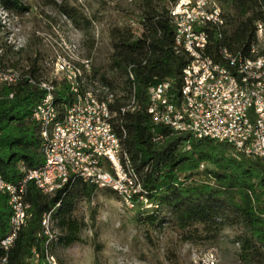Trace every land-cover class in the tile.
<instances>
[{
	"label": "trees",
	"instance_id": "trees-1",
	"mask_svg": "<svg viewBox=\"0 0 264 264\" xmlns=\"http://www.w3.org/2000/svg\"><path fill=\"white\" fill-rule=\"evenodd\" d=\"M178 1L133 0L139 13L127 12L125 18L135 20L138 29L130 26L133 23L114 27L108 64L111 80L103 74L98 77L92 68L85 76L86 88H95V83L113 95L109 105L112 127L136 173L140 195L151 205L129 222L150 230L170 226L181 242L193 245H215L224 232H231L237 264H264V166L259 160L237 155L227 144L195 140L189 134L157 126L147 113L149 90L154 86L169 83L171 102H179L181 74L193 63L174 49L171 10ZM213 1L220 8L223 25L207 30L204 55L214 62H223L222 49L249 56L256 42L255 25L264 27V0ZM51 5L78 29H87L95 19V15H86L63 1ZM0 10L16 18L28 9L23 0H0ZM0 50V67L23 71L16 84L0 87V177L16 185L26 171L44 162L33 116L44 94L38 85L49 78L39 58L20 59L24 48L13 51L0 37ZM257 50L258 56H264V36ZM67 89L61 83L54 92L60 116L71 101ZM99 191L118 197L112 189L86 184L79 178L71 179L52 196L27 183L23 201L29 207L12 247L8 251L0 248V264H29L34 255L44 261L45 250L55 259L54 247L79 243L85 225L74 213ZM138 197L134 195L132 202L141 205ZM46 213L51 214L53 224L47 249L48 237L41 227ZM11 215L8 195L0 194V241L9 231Z\"/></svg>",
	"mask_w": 264,
	"mask_h": 264
},
{
	"label": "rangeland",
	"instance_id": "rangeland-1",
	"mask_svg": "<svg viewBox=\"0 0 264 264\" xmlns=\"http://www.w3.org/2000/svg\"><path fill=\"white\" fill-rule=\"evenodd\" d=\"M62 1L86 15H95L91 26L78 29L61 16L51 2ZM132 1L23 0L28 10L9 19V26L0 29V33L6 36L14 32V47L24 48L20 59L39 58L47 69L49 81L56 79L60 83V75L55 72L58 57L78 66L87 62L98 77L103 74L110 81L108 64L113 52L114 27L133 23L129 25L138 29L135 20L125 18L127 12L139 13ZM143 203L127 207L116 195L97 192L89 204L81 203L74 213L85 225L80 233L81 241L68 248L54 247L55 261L58 264H237V248L231 243V232H224L215 245H193L181 242L170 226L157 230L132 226L129 222L132 216L151 208L147 202Z\"/></svg>",
	"mask_w": 264,
	"mask_h": 264
},
{
	"label": "bare ground",
	"instance_id": "bare-ground-1",
	"mask_svg": "<svg viewBox=\"0 0 264 264\" xmlns=\"http://www.w3.org/2000/svg\"><path fill=\"white\" fill-rule=\"evenodd\" d=\"M175 6V5H174ZM172 18L174 27V49L176 53H184L189 59L192 60L191 66H205L209 62V68H213V76H220V68L236 73L239 78V89H246L249 87L250 90H260L264 86V56H258L257 50V39L255 44L249 49V56H245L242 53L230 54L227 50H220L219 54L223 59V62H214L211 58L204 55L209 41L208 31L210 28H219L223 25L221 19V11L217 5H207V13L215 17H208V24L210 28H195L194 36H201V46L193 47L183 42L181 38L176 35L174 24L177 19L182 16V9L172 8ZM11 19L7 14L0 10V29H6L8 20ZM8 31V30H7ZM11 31V30H10ZM262 34L264 36V27L262 26ZM4 33H0L2 37ZM8 35V36H7ZM4 35V41L7 46H10L13 51H19L22 46L14 47V32ZM262 36V41H263ZM22 43V42H21ZM18 44V43H17ZM1 55V50H0ZM254 55V60H253ZM88 66L87 62L83 63L82 66L75 65L74 62L65 61L57 58L55 64V72L60 77V83H56V79L42 81L39 88L44 92L40 99L34 113L39 111H45L37 115L36 121L39 127L41 140H42V154H43V165L37 169L28 170L25 172L23 179L16 185L3 181L0 177L1 183H7V186H13V188L5 187L4 184H0V194L8 195V204L11 207L12 215L9 221V231L6 236L0 241V243H6L4 251H8L20 230L28 210V205L24 203L23 198L25 194V180L31 178V182L35 187L45 196H52L55 192L66 186L71 179H82L86 184H91L99 188L112 189L118 197L122 200L123 204L127 207H131L134 203L130 199V195L121 190V188H127L129 190H135L134 195H139L138 198L143 200L140 195V188L137 184L136 173L128 160L127 154L121 147L120 140L115 134L111 124L112 112L109 109V105L112 103V94L108 92L105 87L86 88L85 86V67ZM217 65L220 68H216ZM190 67V65L188 66ZM187 67V68H188ZM27 70V67L24 68ZM22 69H7L0 67V75L4 78H0V87L3 85H14L22 76ZM132 79L131 74L129 73ZM55 83V84H53ZM64 83L68 88V93L71 95V101L63 110L62 116L58 114L57 107L54 104V92L59 88L60 84ZM87 83V82H86ZM181 86H183V78L181 79ZM170 85L161 84L150 88L148 97V109L147 113L150 116L152 122L155 125L167 127L168 123L171 122V118H177L180 115V106L162 105V96H155L156 94L166 93L169 96ZM185 91L188 95L189 101L199 100V92L196 91V81L194 78H185ZM90 101L97 102V109L102 113L104 123L107 125L109 132H112L111 142V154L115 161V166L122 176H115V184L107 183V178L97 177L100 172L106 171V163L102 159H94L93 157H86L85 160H69L66 161V165H61L59 162H49V147L45 146H56L58 142V130L63 127L66 121L69 120L70 111H73L77 106L88 107ZM131 103H134L131 101ZM124 109L122 110V113ZM160 115V116H155ZM82 118H89V111H82ZM90 118H97V111H90ZM113 118V117H112ZM174 131V130H172ZM196 140V139H195ZM200 140V139H197ZM66 150H73V140H66ZM237 155L244 157V151H234ZM75 155H82V148H75ZM71 174L73 176H70ZM55 172L53 176L50 173ZM33 173L36 177H32ZM84 176H88L83 179ZM122 177L125 181H122ZM64 185V182H66ZM119 185V187L117 186ZM49 186V187H48ZM21 206V211H20ZM15 211H19V221L16 226L15 233L14 219ZM41 227L43 228L44 235L48 237L45 248L52 238L51 229L53 224L51 222V214L46 213L42 217ZM44 261L38 255H34L32 264H57L55 259L50 256L45 250Z\"/></svg>",
	"mask_w": 264,
	"mask_h": 264
},
{
	"label": "built area",
	"instance_id": "built-area-1",
	"mask_svg": "<svg viewBox=\"0 0 264 264\" xmlns=\"http://www.w3.org/2000/svg\"><path fill=\"white\" fill-rule=\"evenodd\" d=\"M207 5H217L213 0H179L175 9H182V16L174 24L176 35L187 45L201 46V36H194L195 28H210L208 17H215L207 13ZM218 6V5H217ZM174 11V10H171ZM262 24L255 25L257 48L262 44ZM254 60V55H253ZM216 68H220L218 65ZM86 77L90 74V66L85 67ZM0 78H4L0 75ZM183 86L179 90V102H171L166 93L162 96V105L180 106V115L171 118L167 128L178 134H189L194 139H210L229 145L233 151H244V157L259 160L264 166V86L260 90L239 89V78L236 73L220 68V76H213V68L209 62L205 66H191L181 74ZM185 78H194L199 100L189 101L185 91ZM168 84L169 83H163ZM94 87H98L94 83ZM82 111H89V118H82ZM90 111H97V118H90ZM34 113V121L37 115ZM160 116V115H155ZM154 123V122H153ZM56 146L49 147V162H59L66 165L69 160H85L86 157L102 159L106 163V171L100 172L97 177L107 178V183L115 184V176H122L115 166L111 154L112 132H109L104 123L102 113L97 109V102L90 101L89 106L75 108L70 111L69 120L58 130ZM66 140H73V150H66ZM75 148H82V155H75ZM55 172L50 173L53 176ZM70 176L71 174L70 170ZM32 177H36L33 173ZM88 176L83 175V179ZM122 181H125L122 177ZM31 178L25 180V184ZM66 182H64V185ZM5 187L13 188V186ZM119 187V185H117ZM49 187V186H48ZM122 191L134 196L135 190L121 188ZM144 201L138 198L137 203ZM135 204V203H134ZM21 211V206H20ZM19 221V211H15L14 229ZM7 243V242H6ZM6 243H0L5 250ZM33 263L31 258L29 264Z\"/></svg>",
	"mask_w": 264,
	"mask_h": 264
}]
</instances>
